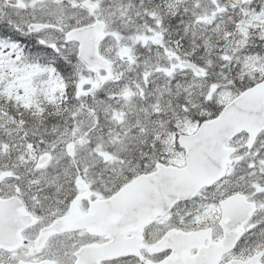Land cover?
Masks as SVG:
<instances>
[{
  "label": "snow or ice",
  "instance_id": "6c2138e0",
  "mask_svg": "<svg viewBox=\"0 0 264 264\" xmlns=\"http://www.w3.org/2000/svg\"><path fill=\"white\" fill-rule=\"evenodd\" d=\"M0 264H264V0H0Z\"/></svg>",
  "mask_w": 264,
  "mask_h": 264
}]
</instances>
